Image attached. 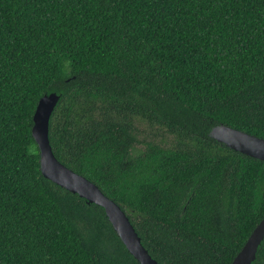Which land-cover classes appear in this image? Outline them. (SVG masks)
<instances>
[{
    "label": "trees",
    "instance_id": "obj_1",
    "mask_svg": "<svg viewBox=\"0 0 264 264\" xmlns=\"http://www.w3.org/2000/svg\"><path fill=\"white\" fill-rule=\"evenodd\" d=\"M51 93L55 156L159 264H232L264 219V162L210 131L264 138V0H0V264H140L101 207L42 175Z\"/></svg>",
    "mask_w": 264,
    "mask_h": 264
},
{
    "label": "water",
    "instance_id": "obj_2",
    "mask_svg": "<svg viewBox=\"0 0 264 264\" xmlns=\"http://www.w3.org/2000/svg\"><path fill=\"white\" fill-rule=\"evenodd\" d=\"M60 95H44L36 108L32 135L40 151V169L47 180L68 192L78 195L89 205L101 207L119 238L140 264H159L144 246L130 218L122 207L109 198L94 182L70 169L55 156L50 143V120ZM210 136L226 147L264 162V138H260L225 124H218ZM264 242V219L258 224L232 264H253Z\"/></svg>",
    "mask_w": 264,
    "mask_h": 264
}]
</instances>
